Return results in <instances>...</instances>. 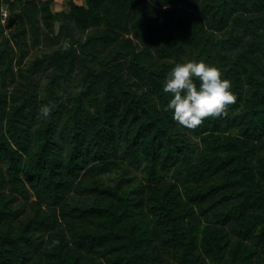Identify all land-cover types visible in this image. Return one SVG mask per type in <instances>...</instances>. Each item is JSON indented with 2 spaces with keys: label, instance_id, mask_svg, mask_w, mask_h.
Here are the masks:
<instances>
[{
  "label": "trees",
  "instance_id": "obj_1",
  "mask_svg": "<svg viewBox=\"0 0 264 264\" xmlns=\"http://www.w3.org/2000/svg\"><path fill=\"white\" fill-rule=\"evenodd\" d=\"M55 1L0 0V264H264V0ZM189 60L235 96L195 128Z\"/></svg>",
  "mask_w": 264,
  "mask_h": 264
},
{
  "label": "clouds",
  "instance_id": "obj_2",
  "mask_svg": "<svg viewBox=\"0 0 264 264\" xmlns=\"http://www.w3.org/2000/svg\"><path fill=\"white\" fill-rule=\"evenodd\" d=\"M163 90L171 94L166 109L178 124L188 128L222 114L235 100L231 82L222 78L219 68L203 60L176 63L165 78Z\"/></svg>",
  "mask_w": 264,
  "mask_h": 264
},
{
  "label": "rangeland",
  "instance_id": "obj_3",
  "mask_svg": "<svg viewBox=\"0 0 264 264\" xmlns=\"http://www.w3.org/2000/svg\"><path fill=\"white\" fill-rule=\"evenodd\" d=\"M39 1H44V0H39ZM68 0H56L55 4L53 5V10L54 11H60L64 9L65 4ZM78 5L82 4V0H74ZM35 54V51H31L30 55Z\"/></svg>",
  "mask_w": 264,
  "mask_h": 264
},
{
  "label": "built area",
  "instance_id": "obj_4",
  "mask_svg": "<svg viewBox=\"0 0 264 264\" xmlns=\"http://www.w3.org/2000/svg\"><path fill=\"white\" fill-rule=\"evenodd\" d=\"M1 23L4 24L5 23V20H6V11L5 10H2V13H1Z\"/></svg>",
  "mask_w": 264,
  "mask_h": 264
}]
</instances>
